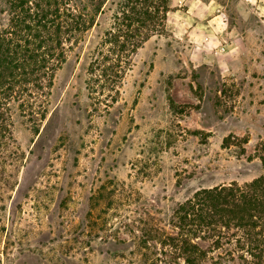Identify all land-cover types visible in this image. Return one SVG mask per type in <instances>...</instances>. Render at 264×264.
Masks as SVG:
<instances>
[{
	"label": "rangeland",
	"instance_id": "rangeland-1",
	"mask_svg": "<svg viewBox=\"0 0 264 264\" xmlns=\"http://www.w3.org/2000/svg\"><path fill=\"white\" fill-rule=\"evenodd\" d=\"M120 1L71 0L95 22L68 48L43 106L11 105L0 134V264H188V239L207 250L198 264H264L239 248L248 231L235 220L218 226L221 238L191 235L179 212L202 188L264 176L261 14L218 0L231 33L206 40L173 2L111 91L90 64ZM8 5L0 0V28Z\"/></svg>",
	"mask_w": 264,
	"mask_h": 264
},
{
	"label": "trees",
	"instance_id": "trees-1",
	"mask_svg": "<svg viewBox=\"0 0 264 264\" xmlns=\"http://www.w3.org/2000/svg\"><path fill=\"white\" fill-rule=\"evenodd\" d=\"M8 3L10 23L0 28V134L8 129V119L12 120L11 105L28 108L31 113L35 112L36 103L44 105V89L52 84L56 70L66 61L68 48L78 44L95 22V15L74 7L71 0H8ZM170 5L172 0H121L110 26L92 52L93 81H100L103 88L113 91L138 50L150 37L164 30ZM179 208L180 218L191 226L187 230L191 235L201 230L221 238L223 232L218 226L230 227L235 220L248 231V240L239 248L253 258L263 259L264 176L244 185L233 182L202 188ZM239 241L238 244L242 240ZM184 242V253L189 252L185 261L198 264L197 258L206 255L207 250L192 239ZM215 242L219 246L218 239Z\"/></svg>",
	"mask_w": 264,
	"mask_h": 264
},
{
	"label": "crops",
	"instance_id": "crops-1",
	"mask_svg": "<svg viewBox=\"0 0 264 264\" xmlns=\"http://www.w3.org/2000/svg\"><path fill=\"white\" fill-rule=\"evenodd\" d=\"M241 1L245 2V6L248 10H258L261 14L262 21L264 20V0ZM173 2L177 6L180 4L181 8L176 9V11L192 18L195 21V24L206 27V40L208 38H212L209 36L210 33L217 37H219V35H223L224 33H231L228 28L230 19L227 16L224 3L218 0H172V4ZM183 18L184 17L182 16V19ZM186 20L187 19L185 18L182 23L186 24Z\"/></svg>",
	"mask_w": 264,
	"mask_h": 264
}]
</instances>
